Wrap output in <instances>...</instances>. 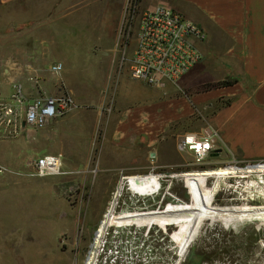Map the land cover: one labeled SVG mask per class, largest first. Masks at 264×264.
<instances>
[{"label": "crops", "instance_id": "crops-1", "mask_svg": "<svg viewBox=\"0 0 264 264\" xmlns=\"http://www.w3.org/2000/svg\"><path fill=\"white\" fill-rule=\"evenodd\" d=\"M129 2L0 0L4 15L0 21V95H8L14 83L21 85L28 99L54 95L59 87L77 105L62 122L54 120L37 134L28 130L17 140L0 141L4 170L0 180L28 175L31 169H23L37 154L60 155L69 175L89 166L91 155L79 159L75 139L62 131L64 125L69 131L67 125L74 119L87 127L88 142L101 140L94 161L100 173L142 169L144 165L136 163L140 153L154 159L151 169L174 165L162 156H176V140L184 133L176 137L168 133L175 124L187 121L195 132L185 133L215 134L220 156L264 160V0L139 1L138 11L164 6L205 35L204 40L194 41L203 59L175 85L178 97H174L175 86H169L162 94L166 99L156 97L155 88L132 80L129 65L120 66L121 58L130 56L135 45V28L128 32L125 27ZM16 8L20 14L39 12L45 19L11 23V11ZM76 18L83 24L78 46L71 35ZM124 36L129 40L122 42ZM85 64L89 67H81ZM54 65L62 67L57 75L50 74ZM93 75L99 79L95 88L86 80ZM225 82L231 85L217 87ZM71 187L67 184L66 190Z\"/></svg>", "mask_w": 264, "mask_h": 264}, {"label": "rangeland", "instance_id": "rangeland-1", "mask_svg": "<svg viewBox=\"0 0 264 264\" xmlns=\"http://www.w3.org/2000/svg\"><path fill=\"white\" fill-rule=\"evenodd\" d=\"M37 13L20 14L16 8L11 11V23L20 24L35 17H40V22H43L44 14ZM3 18L0 10V21ZM82 25L78 18L72 22L71 35L75 37L73 44L77 46L83 39L79 33ZM129 25L127 16L126 31H129ZM128 40L126 36L122 38V42ZM128 59L125 54L120 66L129 65ZM81 67L89 66L85 64ZM88 79L91 87L95 88L99 83L95 75L88 76ZM112 84L115 85V82ZM176 87L173 88L174 97L179 95ZM55 88L54 95L63 93L61 88ZM152 90L156 97H168L161 91ZM10 94L11 91L6 96L0 95V100H6ZM72 100L76 109V102ZM68 115L56 121L62 122ZM189 125L190 121L177 123L168 135L176 137L185 132H195ZM67 126L71 127L69 131H66L65 125L62 131L75 139L79 159L83 155H91L92 161L86 168L78 167L76 172L72 171L71 175L55 176L52 182V177H32L31 171L28 175L22 173L0 180V264H83L93 242V230L98 229L97 222L120 177L150 173L160 177L161 189L139 211L154 223L150 232L151 242L158 245L164 239L161 264H264V200L254 196L255 189L249 178L264 174L261 172L264 160L242 161L217 153L208 159L209 163L205 166L194 168L186 167L192 161L190 154L176 152L174 158L170 154L162 156L174 165L151 169L154 159L140 153L136 163L144 165V168L120 174L100 173L94 161L101 140L88 142V129L77 119ZM26 131L37 134L42 130ZM60 144L62 147L61 140ZM38 155H34L28 164ZM29 168L26 166L23 171ZM225 169L238 173L201 177L213 171L229 172ZM63 172L71 171L63 166ZM187 173H190L189 176L183 175ZM154 175L151 179L140 177L139 184H154L152 181H158ZM67 184H73V192L66 191Z\"/></svg>", "mask_w": 264, "mask_h": 264}, {"label": "built area", "instance_id": "built-area-1", "mask_svg": "<svg viewBox=\"0 0 264 264\" xmlns=\"http://www.w3.org/2000/svg\"><path fill=\"white\" fill-rule=\"evenodd\" d=\"M127 16L130 20L128 32L134 28L136 31L135 45L128 59L132 80L165 93L169 86H175L202 60L194 41L204 40L205 35L180 14L164 6L140 12L136 4L129 2ZM61 69V65H54L50 68V74L57 75ZM74 109L72 97L67 93L28 99L21 85L12 84L9 97L0 100V139L14 140L27 129L43 130L50 122L70 114ZM215 140V134L210 131L184 133L176 140V151L191 155L192 161L186 167L201 168L218 153ZM28 166L31 176L36 178L70 174L63 172L60 155L38 156ZM3 171L0 167V173ZM66 191L71 193L74 188ZM152 228L128 231L129 234L140 233V237L133 239H117L119 229H108L97 250L93 247L94 236L83 264H157L163 255L164 239L158 245L153 244L150 235ZM161 232L167 234L166 231ZM167 237L169 239V235ZM95 251L97 255L91 260ZM119 254H122V260H117Z\"/></svg>", "mask_w": 264, "mask_h": 264}, {"label": "bare ground", "instance_id": "bare-ground-1", "mask_svg": "<svg viewBox=\"0 0 264 264\" xmlns=\"http://www.w3.org/2000/svg\"><path fill=\"white\" fill-rule=\"evenodd\" d=\"M227 171H213L203 174V176L211 175H233L238 173V171L232 169H225ZM204 173L203 171H199ZM264 173V169L261 170ZM190 173L183 174L184 176H189ZM149 175V174H148ZM141 175H122L118 181V184L113 189L110 194L106 208L99 220L98 230L96 231L95 240L93 242L94 249H98L101 246L106 231L108 229H119V233L115 238L117 239H133L140 237V233L129 234L128 231L133 232L135 228L145 230L147 228H152L153 224L147 220L146 216L141 215L139 209L145 206L149 201L151 194L150 189L147 185H140V177L134 178ZM147 176V175H142ZM157 176V175H156ZM158 180L160 181V177ZM193 177V176H192ZM251 181V186L254 188V196L264 200V174H257L249 176ZM131 180V181H130ZM140 183V184H139ZM96 251L92 253L91 260L96 257ZM117 260H122V254H119ZM162 263V258L157 264Z\"/></svg>", "mask_w": 264, "mask_h": 264}, {"label": "flooded vegetation", "instance_id": "flooded-vegetation-1", "mask_svg": "<svg viewBox=\"0 0 264 264\" xmlns=\"http://www.w3.org/2000/svg\"><path fill=\"white\" fill-rule=\"evenodd\" d=\"M154 174H152V173H150L149 175H147V176H136V177H134V178H137V177H141V178H143V179H148V178H152V176H153ZM155 176L156 175H154V178H155ZM156 178L158 179V177L156 176ZM155 178V179H156ZM131 181V180H130ZM152 182H154V184H145V185H147L148 187H149V189H150V192H151V194H155V192L157 193V192H159L160 191V189H161V181H156V180H154V181H152ZM99 223V220H98V222H97V224ZM95 234H96V231L95 230H93V236H95Z\"/></svg>", "mask_w": 264, "mask_h": 264}, {"label": "trees", "instance_id": "trees-1", "mask_svg": "<svg viewBox=\"0 0 264 264\" xmlns=\"http://www.w3.org/2000/svg\"><path fill=\"white\" fill-rule=\"evenodd\" d=\"M140 0H130V3L133 5V4H138ZM231 85L230 82H225V83H219L217 84V87H226V86H229Z\"/></svg>", "mask_w": 264, "mask_h": 264}]
</instances>
